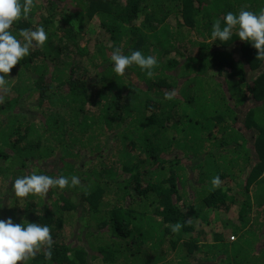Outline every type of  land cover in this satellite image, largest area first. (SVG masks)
I'll return each instance as SVG.
<instances>
[{"label":"trees","instance_id":"trees-1","mask_svg":"<svg viewBox=\"0 0 264 264\" xmlns=\"http://www.w3.org/2000/svg\"><path fill=\"white\" fill-rule=\"evenodd\" d=\"M242 7L264 0H34L13 24L18 39L39 26L48 36L0 104V219L48 225L54 241L50 261L29 264H264V60L236 30L211 39ZM116 47L155 56L153 76L136 65L117 76ZM246 69L259 71L248 81ZM23 99L34 113L14 110ZM33 172L81 185L7 191Z\"/></svg>","mask_w":264,"mask_h":264},{"label":"clouds","instance_id":"clouds-1","mask_svg":"<svg viewBox=\"0 0 264 264\" xmlns=\"http://www.w3.org/2000/svg\"><path fill=\"white\" fill-rule=\"evenodd\" d=\"M34 7V0H0V104L4 103V96L10 91L8 79L11 70L33 48H43L48 36L43 26L33 29H20L18 36L13 35L10 29L21 18L28 19ZM233 30L237 31L240 41L250 42L257 50L258 60H264V8L258 13L245 10L242 7L237 14L228 12L223 17V26L220 19L212 25L211 39L221 43L230 40ZM113 71L117 76H124L126 69L136 65L145 72L148 78L153 76V69L158 66V60L153 55L145 56L141 51H132L130 55L122 54L116 47L110 54ZM250 79V80H248ZM251 81L253 78H248ZM176 96L175 90L165 92L164 99L172 100ZM210 191L221 187L219 176L211 179ZM81 185L79 177L70 178L63 175L52 177L36 174L35 172L16 178L12 183V192L15 198L24 199L30 194L46 196L57 188L61 191L68 187ZM185 223H188L186 221ZM184 224L177 221L170 225L173 233H179ZM53 238L51 228L39 223H14L11 218L0 219V264H29L37 254L42 253L45 260H51Z\"/></svg>","mask_w":264,"mask_h":264},{"label":"rangeland","instance_id":"rangeland-1","mask_svg":"<svg viewBox=\"0 0 264 264\" xmlns=\"http://www.w3.org/2000/svg\"><path fill=\"white\" fill-rule=\"evenodd\" d=\"M238 53H239V51H238ZM237 53V56L236 57H234L235 59L234 60H238V63L239 62H243V65H239L240 66V68L242 69V67L243 68H246L248 65H245L244 66V59H243V57L242 56H240L239 54ZM233 57V56H232ZM260 69V68H259ZM259 69H257V70H255V71H252L251 69L249 70V69H246V79H248V78H250V77H252V78H254L255 76H256V74L258 73V71H259ZM244 80L245 81V84H246V82H247V80ZM248 80H250V79H248ZM243 85H244V83H243ZM26 96V95H25ZM34 105V102H32V101H30L29 99L27 100L26 99V101L23 99L22 100V102L18 105V107L17 108H15L14 110L15 111H17V110H19V108H21V110H23V112H27V113H34L35 112V110H36V108L33 106ZM239 106H237V108H238ZM238 120L240 121V118H241V113H239V115H238ZM249 130H247L246 132H248ZM232 153H230V151L229 152H227V158H232V155H231ZM12 183V182H11ZM11 185H9V188L7 189V191L10 193V190H12V187H10ZM261 189L262 188H259L257 185L256 186H253V187H251V192L254 194V195H260V191H261ZM237 190V192H240V190H238V189H236ZM11 193H12V191H11ZM17 202V199L12 203L11 202V206H13L15 203ZM253 203V202H252ZM230 239H232V238H230ZM256 240V235L254 236V238H253V241L252 242H254ZM247 251H249V249L247 250ZM182 256H185V255H183L182 254ZM196 256H198V257H196ZM202 255L201 254H196L194 257H196V258H194V260H192L191 262H189V264H191L192 262L195 264V263H198L201 259H200V257H201ZM177 260H181V258H180V256L179 255H177L176 257H175ZM223 257L222 256H218V258L216 259V261H215V264H229L228 262H226L225 260H221Z\"/></svg>","mask_w":264,"mask_h":264},{"label":"crops","instance_id":"crops-1","mask_svg":"<svg viewBox=\"0 0 264 264\" xmlns=\"http://www.w3.org/2000/svg\"><path fill=\"white\" fill-rule=\"evenodd\" d=\"M196 257H198V256H196ZM192 260H194V258H192L191 260H189L188 262H191ZM193 263V262H192Z\"/></svg>","mask_w":264,"mask_h":264}]
</instances>
